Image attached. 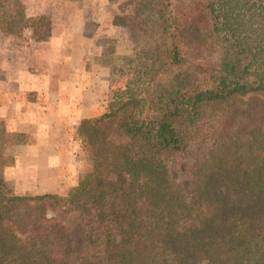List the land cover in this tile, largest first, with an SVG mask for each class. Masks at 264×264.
<instances>
[{
	"label": "trees",
	"instance_id": "trees-1",
	"mask_svg": "<svg viewBox=\"0 0 264 264\" xmlns=\"http://www.w3.org/2000/svg\"><path fill=\"white\" fill-rule=\"evenodd\" d=\"M9 4L6 24L23 21ZM130 18L149 27L151 70L82 122L92 167L68 197L13 194L0 120V264H264V0H136ZM208 142L186 191L169 162ZM48 200L81 215L85 254Z\"/></svg>",
	"mask_w": 264,
	"mask_h": 264
},
{
	"label": "crops",
	"instance_id": "crops-1",
	"mask_svg": "<svg viewBox=\"0 0 264 264\" xmlns=\"http://www.w3.org/2000/svg\"><path fill=\"white\" fill-rule=\"evenodd\" d=\"M27 3L28 18L51 17L52 25L45 39L17 48L12 59L0 58V120L7 135L24 138L7 147L16 161L10 177L17 186L33 183L42 193L66 194L60 188L72 180L66 172L71 165L70 133L82 121L104 114L101 99L111 67L100 61L111 59L108 49L118 45L120 28L112 11L104 18L95 13L107 10L108 1ZM7 171L9 167L5 175Z\"/></svg>",
	"mask_w": 264,
	"mask_h": 264
},
{
	"label": "rangeland",
	"instance_id": "rangeland-1",
	"mask_svg": "<svg viewBox=\"0 0 264 264\" xmlns=\"http://www.w3.org/2000/svg\"><path fill=\"white\" fill-rule=\"evenodd\" d=\"M28 1L29 0H10V15L14 16L22 14L25 18L23 21H19L17 16L15 20L13 18L11 22L6 24V20H4L3 16L0 14L1 59L5 57L12 59L11 56L17 48L22 50V48L31 46V40H43L50 34L52 25L51 17L48 18L45 16L28 18L26 15ZM106 1L110 3L108 9L106 10L102 7L101 12H98L97 10L95 13L96 15L99 14L102 18H104L107 13L112 11V19L120 30H118V45L115 47L113 44L111 49L112 51L108 49V57L111 59H102L100 61L101 64L111 67L110 76L107 77L109 81L107 83L106 93L103 99H101L103 110L102 114L108 112V108L114 99L121 97L125 98L130 90L140 89L146 81L152 66V61L147 56V47L150 39L149 27L148 25L142 23H135L130 18L134 13L136 0ZM106 1L103 0L104 3ZM183 1L186 4L194 2V0ZM262 97L264 98V94ZM104 109L106 112H104ZM82 122L78 128L75 129V132L70 133L71 165L68 166V171L66 172L69 173L68 175L72 178V180L60 188L63 189V191H67L66 194L42 193L41 191H38V189L34 188L35 186H30L33 183L29 184L27 187L16 185L17 182L10 177V175H12V169L16 166V161L12 156L11 150L8 148H10V145L12 146L16 141H23L24 138L22 136H13L8 133L6 136L4 162L5 169L9 167V172L7 171V175H5V181L7 187L15 196H58L66 198L68 197L70 191L79 185L81 179L84 177V174L91 170L92 167L89 160V153L87 151L88 147L80 135ZM117 122L118 119L110 118L101 124V128L107 131L109 138L113 142L120 144L128 143L129 138L124 133L119 131ZM213 148H216V145H213V143L210 142L204 144H190L187 154L182 153L173 161L169 162L172 177L186 191L189 190L190 186L194 182L191 173L192 167L195 164L194 155H199L204 151H211ZM72 182H75L76 185L69 186ZM47 202V212L54 215L70 229L77 256L85 254V243L83 241L85 222H82L81 215L74 212L71 207L57 208L55 201L48 200ZM92 228H98L95 222H93ZM73 261L75 264H81V261H78L77 259H74Z\"/></svg>",
	"mask_w": 264,
	"mask_h": 264
}]
</instances>
